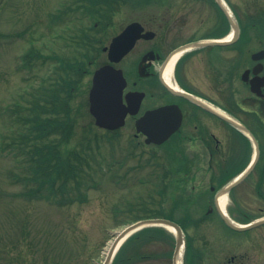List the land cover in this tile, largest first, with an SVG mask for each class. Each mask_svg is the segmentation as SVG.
<instances>
[{"label":"rangeland","instance_id":"1","mask_svg":"<svg viewBox=\"0 0 264 264\" xmlns=\"http://www.w3.org/2000/svg\"><path fill=\"white\" fill-rule=\"evenodd\" d=\"M69 1L0 0V145L5 146L9 143V137L22 131L20 124L13 122L17 108L15 104L26 102L25 105H28L31 93L34 98L33 92L38 88L40 91L41 87L51 84L54 87L55 80L59 77L63 78L62 72H56L59 64L54 62L53 57L69 58L72 57V53L77 54L79 51L76 49L77 45L73 37L76 36L77 27L81 24L78 18H82V10L68 14L63 22L56 21ZM189 1L181 0L170 10L173 15L180 11L185 13L179 22L186 24L182 30L183 39L190 36L189 30H193L195 35L207 36L213 29L207 28L206 21L198 29V21L186 5ZM225 1L230 6L233 16L235 15L244 26L243 35L250 41L257 39L264 46V0ZM106 14L99 11L97 19L102 22L108 20L110 25L111 21L114 25H119L128 20L129 10L123 7L118 14L116 11L113 12L112 17H107ZM71 17H75L76 20L71 21ZM213 17L217 22L219 19L217 12ZM97 19L92 22H96ZM86 21L87 23L83 22L81 27L87 28L91 21ZM93 36L95 39L99 38L98 35ZM100 45L94 46L98 49ZM28 52L30 54L25 56ZM40 55L47 57L46 61L42 62ZM97 61L101 62L102 59ZM22 62L27 64L28 70L22 68ZM194 68L196 67L193 64L187 72L183 69L182 77L186 76L188 80L194 79L195 77L192 76L196 73ZM197 68L199 69L200 66ZM91 69L93 71L94 67ZM172 69L168 74L170 79L174 77ZM235 77L237 78L236 75ZM67 78L77 80V77L70 73ZM90 79V73L81 79L71 103L73 107L81 105L83 113L85 107L87 108L86 91L89 89ZM232 79L234 89L241 88L239 80L237 81L234 76ZM193 82L202 86V82L209 83V79L208 76H204L202 79H194ZM83 117L79 120L80 124L74 128L75 135L71 139L69 149L85 136L84 126L87 127L92 121L86 115ZM90 125H92L90 133L89 129H86L88 140L85 145L89 144L93 151L98 149L99 159L102 162L113 157L122 158L123 164L120 168H115L118 173L113 180L94 177L96 184H90L95 187L91 188L89 184L90 188L82 191L84 196L82 202L56 206L46 201L27 200L18 196L22 187L10 178L16 167L12 156L9 155L10 149L0 151V264H103L112 241L130 223L128 221L159 210L169 213V209H175L173 212L175 221L187 224L184 235L185 242L191 240L192 248L188 251L190 261L194 252L198 250L205 257V264H216L231 257L238 258L243 253L245 249L243 241L255 234V230L230 233L215 221L209 220H206L200 228L193 227L196 219L203 217L204 204L178 203L172 208L178 197L176 184L173 187L169 186L170 188L162 185V188L165 187L164 192H158L161 186H156V175L164 174L166 169L170 179L175 176L171 172L172 169H176L177 147L174 140L159 147L146 146L143 137L136 139L132 137L134 128L130 123L120 129L115 136L94 127L93 121ZM169 157L171 160L165 162V158ZM158 159L161 160L160 166L155 162ZM118 176L122 181L118 180L120 179ZM166 182L164 178V183ZM245 193L247 194L246 191ZM246 197L249 200L247 203L225 205L227 211L246 212L252 218L260 216L258 212L264 216V201L258 202L252 192ZM185 216L189 217L186 221ZM236 216L239 218V215ZM236 222H244V220H236ZM260 229H262L261 249L264 253V226ZM122 243L123 240L116 246L113 257ZM137 247L140 248L141 255L148 258L142 260L132 258L134 260H131L130 264H169L166 257L156 256L167 248L166 244L158 242ZM184 252L181 264H184ZM129 256L128 253L126 257Z\"/></svg>","mask_w":264,"mask_h":264},{"label":"flooded vegetation","instance_id":"2","mask_svg":"<svg viewBox=\"0 0 264 264\" xmlns=\"http://www.w3.org/2000/svg\"><path fill=\"white\" fill-rule=\"evenodd\" d=\"M180 1L115 0L111 6L101 5L107 17H112L115 11L118 14L123 7L129 10V17L119 25L112 21L110 25L108 20L96 21L93 35L99 38L93 36L91 42H85L91 45L80 47L87 58V66L81 71L92 76L100 67L110 66L123 76V104L135 105L139 101L137 112L125 117L124 127L130 123L134 128L138 118L148 110L168 105L178 108V128L168 141L174 140L177 147L176 203L204 204V220L196 219L193 227L200 228L209 220L234 233L225 224L223 215L233 221L254 220L262 215L258 212L261 215L252 218L246 212L229 213L225 205L247 203L250 192L258 202L264 201V46L243 35L244 26L238 19L235 20L238 36L234 38L232 26L215 0H190L186 4L198 21V29L206 21L207 28L213 31L205 36L189 30L190 36L183 39L186 24L179 22L185 13L170 12ZM221 1L230 10L226 1ZM216 12L217 22L213 17ZM129 26H132L130 33L120 39ZM114 39L117 40L110 52ZM197 43L204 45L194 46ZM180 49L183 50L176 57L172 66L174 77L170 79L175 85L174 94L165 88L163 73L171 54ZM193 64L194 79L208 76L209 83L198 86L194 79L182 77L183 69L187 72ZM232 76L239 80L241 88L234 89ZM132 137L142 135L134 131ZM163 176L168 186L173 178L170 179L166 169ZM254 230L256 233L243 241L245 249L238 258L216 264H264L262 229L250 231ZM188 243L187 252L192 248L191 240ZM200 252L195 251L193 259L188 260L205 264ZM185 256L186 247L184 260Z\"/></svg>","mask_w":264,"mask_h":264},{"label":"trees","instance_id":"3","mask_svg":"<svg viewBox=\"0 0 264 264\" xmlns=\"http://www.w3.org/2000/svg\"><path fill=\"white\" fill-rule=\"evenodd\" d=\"M114 1L70 0L66 8L63 7L56 21L63 22L65 16L70 13L74 14L79 10L96 19V15L102 10L101 5L111 6ZM28 54L30 52L25 56H28ZM40 57L42 62L47 59V57L41 55ZM53 59L55 63L59 64L56 72L61 71L67 77L69 73L75 77L78 75L79 79H76L80 80L81 71L79 70L78 60L75 62L71 58L63 59L58 56H54ZM67 77L56 79L54 87L52 84L41 87L38 95H34V98L31 93V99L27 102L28 105H25L26 102L15 104L17 108L15 109L16 116H14L13 122L14 124H20L22 131H15L16 135L9 137L8 144L5 146L0 145V151L10 149L9 155L12 156L16 166L15 172L10 174V178L22 187V191L18 196L27 200L46 201L56 206L84 201L82 191L88 190L90 183L96 184L94 177H99V179L106 177L113 180L117 176L118 167L120 168L123 164L122 158L114 159L113 157L106 162H102L99 159L98 149L93 151L89 144L85 145L88 140L85 134L86 129H89L90 133L91 123L87 127L84 126L85 136L69 149L71 139L75 135L74 128L77 124H80L79 120L84 118V115L86 117L89 115L82 112L81 105L73 107L68 103V99L72 97L74 92L72 89L77 87L78 81ZM109 133L116 135V132ZM155 162L156 165H161V160L158 159ZM115 168L117 169L115 170ZM171 172L175 174L176 169H172ZM158 176L155 177L156 186H161L158 192L162 193L165 188H162V185L165 186L162 180L163 174ZM119 178L118 180L122 181L121 177ZM91 184V188H94L95 185ZM170 184L168 186L172 187L175 184L174 177ZM176 206L175 203L172 208ZM174 210L169 209V213L159 210L148 214L149 216L133 218L128 222L132 223L147 218H164L175 221L173 218ZM188 218V216H185V221ZM186 226V222L182 223L184 230ZM158 242L166 244L167 248L164 251L157 252L156 256L166 257L170 264L174 239L170 233L158 227L143 229L129 237L116 253L112 264H130L131 260L148 258V256L141 255L140 248L137 246L141 247ZM128 253L130 256L126 257Z\"/></svg>","mask_w":264,"mask_h":264},{"label":"water","instance_id":"4","mask_svg":"<svg viewBox=\"0 0 264 264\" xmlns=\"http://www.w3.org/2000/svg\"><path fill=\"white\" fill-rule=\"evenodd\" d=\"M216 4L223 10L227 20L232 26L233 37L238 36V29L234 23L230 14L224 9L220 0H215ZM132 30V26H129L119 37H126ZM117 38V39H119ZM113 40L110 46V52L114 45ZM134 40V39H133ZM132 40V41H133ZM204 45L201 43L194 44V46ZM190 47V45L188 46ZM185 48V47H184ZM183 49L174 51L171 56H175ZM110 59L112 54L110 53ZM123 77L118 71L113 70L109 66H104L98 69L92 78L91 88L88 94V110L89 114L94 119V124L102 129L116 130L124 125V119L127 113L133 115L137 112L136 105L124 106L122 104V90L124 88ZM172 91L171 89H169ZM173 93H175L173 91ZM179 111L175 105L163 106L150 111H146L135 123V130L137 133H142L145 136L144 143L146 145H161L164 143L176 130L179 124ZM225 224L236 232H244L251 228H255L264 225V217L255 220L247 225H238L231 222L225 216H222ZM147 227H163L173 232L175 237V247L172 256V264H177L179 261V252L183 245V234L177 224L165 219H146L138 221L132 225L126 227L116 237L113 246L111 247L108 256L103 264H110L113 248L115 245L130 236L131 234Z\"/></svg>","mask_w":264,"mask_h":264},{"label":"bare ground","instance_id":"5","mask_svg":"<svg viewBox=\"0 0 264 264\" xmlns=\"http://www.w3.org/2000/svg\"><path fill=\"white\" fill-rule=\"evenodd\" d=\"M173 63H174V60H172L171 62L168 63L167 67L165 68V71L163 73V77H164V80L166 82V84L169 86V87H173L175 89V85L174 83L171 82L168 74L171 72V69H172V66H173ZM224 204L221 203V207L223 206ZM182 257V251H180V254H179V261L177 264H180V258Z\"/></svg>","mask_w":264,"mask_h":264}]
</instances>
